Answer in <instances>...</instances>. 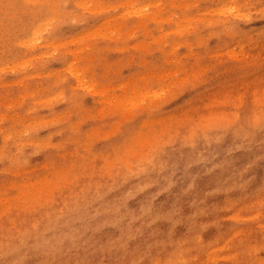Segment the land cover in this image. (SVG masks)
Returning a JSON list of instances; mask_svg holds the SVG:
<instances>
[{"label":"rangeland","instance_id":"374dc122","mask_svg":"<svg viewBox=\"0 0 264 264\" xmlns=\"http://www.w3.org/2000/svg\"><path fill=\"white\" fill-rule=\"evenodd\" d=\"M26 1L0 0V264H264V0ZM112 189L68 257L32 249Z\"/></svg>","mask_w":264,"mask_h":264},{"label":"bare ground","instance_id":"6f19581e","mask_svg":"<svg viewBox=\"0 0 264 264\" xmlns=\"http://www.w3.org/2000/svg\"><path fill=\"white\" fill-rule=\"evenodd\" d=\"M10 2L14 5V9L17 8H28L25 4L28 2L26 0H10ZM31 2V3H30ZM42 2L43 5H45V11L43 14L49 15V14H56V12L53 11L49 4L48 0H29L28 5L30 6V9H32L35 4H40ZM82 5V3H80ZM149 18V16H148ZM150 19V18H149ZM147 20H145L146 22ZM37 27H31V33H27L28 37L30 39L35 38L38 33V25L37 23L33 24ZM26 35V33H25ZM242 141V139H241ZM264 147V144H263ZM228 155V153H227ZM227 155L224 154V157L227 158ZM243 155L245 153L243 152ZM185 156V155H184ZM241 156V155H240ZM186 157V156H185ZM232 162V165L234 163H239V155L237 158H234V154H232V157L229 158ZM244 160V159H243ZM251 160L254 163V166L251 164V167L249 168L248 172L251 171L250 177L253 179L254 182H256L259 179V176L261 174V177H264V161L259 158V155L256 154L254 151L251 152ZM261 160V162H259ZM228 161V158H227ZM245 166V165H244ZM255 169V174H254ZM221 174L215 175L214 178H219ZM213 178V179H214ZM241 181L240 176H236L233 178V180L237 179ZM114 189L111 190V193L108 195V197H103L100 194L95 195L93 200L87 199L82 200L78 204V217L72 216L71 213L73 212V209H71L68 206L67 212L63 216V213L61 212V209L55 206V203H53L54 206H52L51 213L48 216V220L45 219V224L43 225L42 235H41V241L39 243H32V249H43V255L44 259L47 261H54L55 259L60 258H66L69 255L70 251V242L71 245L74 246V244L86 238V232L87 227L90 226L93 223H99L100 221L106 220V215L104 214V211L106 207L110 208L112 210V207L114 206V203L116 202L117 198H114ZM98 198V199H96ZM113 205V206H112ZM117 209V207H114ZM124 209H120L121 212H125ZM79 219V224L76 228H69L65 227L64 224L66 223L67 219ZM62 220V221H61ZM66 220V221H64ZM104 232H102L103 235ZM73 235L71 239H75L74 241H69V236ZM84 235V236H83ZM83 236V237H82ZM90 243L93 245V249L96 250L102 246L98 242L97 238H91ZM243 247V246H242ZM16 252L11 254V263L16 260H20L23 258V254H17ZM241 256H244V253H242ZM243 259V257H241ZM9 264V263H7ZM18 264H22L21 261H19Z\"/></svg>","mask_w":264,"mask_h":264}]
</instances>
